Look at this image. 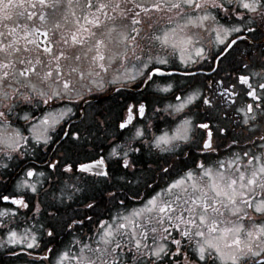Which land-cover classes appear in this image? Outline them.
<instances>
[{"label": "snow or ice", "instance_id": "6c2138e0", "mask_svg": "<svg viewBox=\"0 0 264 264\" xmlns=\"http://www.w3.org/2000/svg\"><path fill=\"white\" fill-rule=\"evenodd\" d=\"M0 264H264V0H0Z\"/></svg>", "mask_w": 264, "mask_h": 264}, {"label": "flooded vegetation", "instance_id": "af4514ba", "mask_svg": "<svg viewBox=\"0 0 264 264\" xmlns=\"http://www.w3.org/2000/svg\"><path fill=\"white\" fill-rule=\"evenodd\" d=\"M93 102L95 103L96 101ZM99 103L103 104L106 107L111 106L113 107V109L118 110L119 105L122 103V97L118 96L115 91L111 92V94L105 93L100 97ZM224 155H227V153H224ZM62 238L63 237H61V239Z\"/></svg>", "mask_w": 264, "mask_h": 264}, {"label": "rangeland", "instance_id": "374dc122", "mask_svg": "<svg viewBox=\"0 0 264 264\" xmlns=\"http://www.w3.org/2000/svg\"><path fill=\"white\" fill-rule=\"evenodd\" d=\"M62 239H64V238H62Z\"/></svg>", "mask_w": 264, "mask_h": 264}]
</instances>
